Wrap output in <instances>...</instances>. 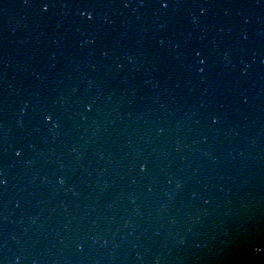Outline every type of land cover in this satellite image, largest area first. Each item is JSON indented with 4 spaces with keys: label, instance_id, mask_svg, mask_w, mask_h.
<instances>
[{
    "label": "water",
    "instance_id": "1",
    "mask_svg": "<svg viewBox=\"0 0 264 264\" xmlns=\"http://www.w3.org/2000/svg\"><path fill=\"white\" fill-rule=\"evenodd\" d=\"M0 264H264V0H0Z\"/></svg>",
    "mask_w": 264,
    "mask_h": 264
}]
</instances>
